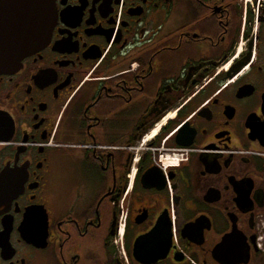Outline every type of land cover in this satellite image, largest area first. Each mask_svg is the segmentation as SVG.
Here are the masks:
<instances>
[{
  "label": "flooded vegetation",
  "instance_id": "obj_1",
  "mask_svg": "<svg viewBox=\"0 0 264 264\" xmlns=\"http://www.w3.org/2000/svg\"><path fill=\"white\" fill-rule=\"evenodd\" d=\"M52 18L0 72V264H264V0Z\"/></svg>",
  "mask_w": 264,
  "mask_h": 264
},
{
  "label": "water",
  "instance_id": "obj_2",
  "mask_svg": "<svg viewBox=\"0 0 264 264\" xmlns=\"http://www.w3.org/2000/svg\"><path fill=\"white\" fill-rule=\"evenodd\" d=\"M52 21V0H0V72L17 68L25 55L42 47Z\"/></svg>",
  "mask_w": 264,
  "mask_h": 264
}]
</instances>
